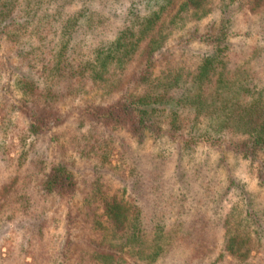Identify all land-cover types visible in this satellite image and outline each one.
Instances as JSON below:
<instances>
[{"label": "trees", "instance_id": "obj_1", "mask_svg": "<svg viewBox=\"0 0 264 264\" xmlns=\"http://www.w3.org/2000/svg\"><path fill=\"white\" fill-rule=\"evenodd\" d=\"M115 1L0 0L7 56L0 65L16 70L11 109L29 135L72 124L70 143L83 141L86 153L102 131L166 138L185 149L208 141L246 161L263 184L264 75L256 79L238 63L226 26L238 16L264 17V0H131L126 9ZM208 17L219 24L175 36ZM23 156L12 172L0 160V230L13 220L23 230L20 258L10 262L0 251V264H256L264 256V214L245 198L244 209L223 205L210 224L155 223L103 175L89 178L76 200L68 164L50 163L33 187L29 164L17 174ZM32 188L65 209L57 251ZM205 223L214 234L204 233Z\"/></svg>", "mask_w": 264, "mask_h": 264}, {"label": "rangeland", "instance_id": "obj_2", "mask_svg": "<svg viewBox=\"0 0 264 264\" xmlns=\"http://www.w3.org/2000/svg\"><path fill=\"white\" fill-rule=\"evenodd\" d=\"M129 1L115 2L124 5L120 6L121 9H126ZM107 12L102 10L104 14ZM262 16H238L226 26L228 43L236 54V60L256 79L264 75V71H261L264 69ZM216 20L208 17L195 25H187L175 36H186L194 29L204 33L213 22L219 24ZM113 23L115 21L105 25V28L111 29L115 26ZM6 58V51L2 50L0 62ZM10 62L14 63L12 59ZM15 74L16 70L9 68L4 71L0 65V160L7 161L9 172L18 168L14 159L21 152L24 156L18 170L20 174H17L19 177L25 175V168L29 164L34 181L39 179L41 171L50 163L68 164L78 180V201L82 199L80 193L84 183L94 175H103L113 189L119 188L126 197L138 201L146 220L155 223L168 224L192 219L210 224L215 212L223 205L236 207L238 211L244 209L243 198L249 200L255 212L264 214V183L256 179V171L249 169L246 161L240 157L208 141L185 149L166 138L147 137L142 142L129 133L102 131L91 142L95 149L93 153H86L81 150L85 149L83 141L70 143L74 131L72 124L44 136L32 137L27 132V121L11 109V103L18 95L12 86ZM38 184L36 181L33 187L36 188ZM35 188L31 190L35 195V210L44 213L42 217H47L50 249L57 251L63 247L65 209L55 199L39 195ZM207 225L205 223L204 233L214 234ZM22 237V226L17 220L0 230V251L6 258L10 257V262L16 263L20 258ZM254 262L264 264V256ZM157 264H180V261L164 259Z\"/></svg>", "mask_w": 264, "mask_h": 264}]
</instances>
